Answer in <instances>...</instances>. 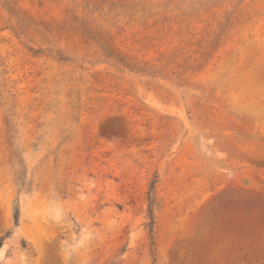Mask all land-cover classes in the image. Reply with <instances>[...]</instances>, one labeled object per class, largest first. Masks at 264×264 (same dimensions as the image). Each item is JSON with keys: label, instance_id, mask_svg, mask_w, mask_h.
I'll list each match as a JSON object with an SVG mask.
<instances>
[{"label": "rangeland", "instance_id": "1", "mask_svg": "<svg viewBox=\"0 0 264 264\" xmlns=\"http://www.w3.org/2000/svg\"><path fill=\"white\" fill-rule=\"evenodd\" d=\"M2 239L0 264H264V0H0Z\"/></svg>", "mask_w": 264, "mask_h": 264}, {"label": "trees", "instance_id": "2", "mask_svg": "<svg viewBox=\"0 0 264 264\" xmlns=\"http://www.w3.org/2000/svg\"><path fill=\"white\" fill-rule=\"evenodd\" d=\"M155 186H152L151 188V191H150V194H149V211H148V216H149V220H150V223L148 224L149 228H150V232L152 233L154 231V228H155V209L156 207H158V204H157V200H156V197H155ZM14 221H15V224L18 226L19 224V221H20V210H16L15 211V214H14ZM3 242H4V239H2L0 241V248H2L3 246ZM23 246H25V244L23 243Z\"/></svg>", "mask_w": 264, "mask_h": 264}]
</instances>
